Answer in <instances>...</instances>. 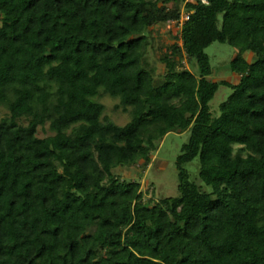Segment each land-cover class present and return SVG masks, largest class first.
I'll use <instances>...</instances> for the list:
<instances>
[{"label":"trees","instance_id":"trees-1","mask_svg":"<svg viewBox=\"0 0 264 264\" xmlns=\"http://www.w3.org/2000/svg\"><path fill=\"white\" fill-rule=\"evenodd\" d=\"M205 1L0 0V264H264V0ZM182 11L159 72L153 28ZM214 43L237 84L211 80ZM188 131L177 198L114 174Z\"/></svg>","mask_w":264,"mask_h":264},{"label":"rangeland","instance_id":"rangeland-1","mask_svg":"<svg viewBox=\"0 0 264 264\" xmlns=\"http://www.w3.org/2000/svg\"><path fill=\"white\" fill-rule=\"evenodd\" d=\"M183 10V7H182ZM183 12V11H182ZM185 12L182 13V15ZM180 23L171 22L163 26H156L152 31L153 48L156 53L155 56L151 51V58L155 61L156 67L159 72L163 71V66L159 63V58L171 57V46L177 44L181 49L182 43L179 40L180 36ZM182 50V49H181ZM180 55L176 58V61L181 60L182 65L185 69L190 70L193 74H197V69L192 68L189 64L187 57L180 51ZM206 54L210 58L211 67L214 75L211 80L213 82L226 81L231 84H237L239 77L233 75L229 70L230 62L236 57L237 51L226 44L214 43L210 48L206 50ZM249 55V54H248ZM156 57V59H155ZM158 59V60H157ZM232 90L229 88L221 87L218 90L213 101L210 103L212 115L214 117L219 116V107L221 104L227 101L231 96ZM104 104L107 115L116 124L122 126L128 121V117L123 115L121 112H115L114 107L117 101H113L109 98L101 100ZM44 134L40 132V137ZM190 133L185 132L183 134H169L163 140L159 150L156 152L152 163L146 169H143V163H139L136 166L129 168H120L114 171V174L124 179H136L141 183V193L144 196V201H158L167 198L178 197V176L176 170V161L181 153L182 147L187 144ZM199 159L194 160L192 163L185 166V169L190 175V181L202 185L198 179L199 174ZM206 192L209 189L205 187Z\"/></svg>","mask_w":264,"mask_h":264},{"label":"built area","instance_id":"built-area-1","mask_svg":"<svg viewBox=\"0 0 264 264\" xmlns=\"http://www.w3.org/2000/svg\"><path fill=\"white\" fill-rule=\"evenodd\" d=\"M188 2H192L194 3L195 0H188ZM202 3L203 4H206V1L205 0H202ZM189 19V15L188 14H183L182 17H181V24H183L185 21H187Z\"/></svg>","mask_w":264,"mask_h":264}]
</instances>
